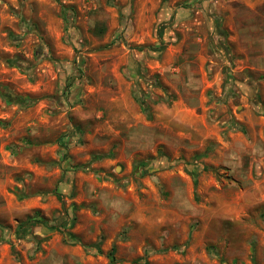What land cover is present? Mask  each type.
Here are the masks:
<instances>
[{
	"label": "rangeland",
	"instance_id": "374dc122",
	"mask_svg": "<svg viewBox=\"0 0 264 264\" xmlns=\"http://www.w3.org/2000/svg\"><path fill=\"white\" fill-rule=\"evenodd\" d=\"M0 264H264V0H0Z\"/></svg>",
	"mask_w": 264,
	"mask_h": 264
},
{
	"label": "crops",
	"instance_id": "0c3cea01",
	"mask_svg": "<svg viewBox=\"0 0 264 264\" xmlns=\"http://www.w3.org/2000/svg\"><path fill=\"white\" fill-rule=\"evenodd\" d=\"M40 174L36 173V177L34 175V180H33V184H40V178L38 177ZM43 180V179H42ZM54 199V198H53ZM48 203V202H47ZM47 203H42L41 202V197H34L33 199H31L29 202H27L28 205V211H42L43 214L49 215V211L48 209V204Z\"/></svg>",
	"mask_w": 264,
	"mask_h": 264
},
{
	"label": "trees",
	"instance_id": "16d2710c",
	"mask_svg": "<svg viewBox=\"0 0 264 264\" xmlns=\"http://www.w3.org/2000/svg\"><path fill=\"white\" fill-rule=\"evenodd\" d=\"M2 97L8 104L16 103V104H19L21 106H29L32 104L31 100H26L24 98L15 96V95L7 93V92H3ZM144 101L145 100L143 98H140V100H139L140 104H142V105L145 104Z\"/></svg>",
	"mask_w": 264,
	"mask_h": 264
}]
</instances>
